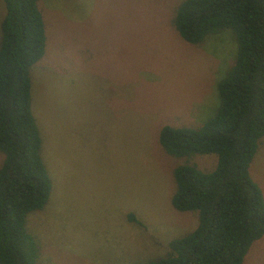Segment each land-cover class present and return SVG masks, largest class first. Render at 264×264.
I'll use <instances>...</instances> for the list:
<instances>
[{
  "label": "rangeland",
  "instance_id": "obj_1",
  "mask_svg": "<svg viewBox=\"0 0 264 264\" xmlns=\"http://www.w3.org/2000/svg\"><path fill=\"white\" fill-rule=\"evenodd\" d=\"M180 1L37 0L46 45L30 69L31 111L51 191L28 215L36 264H143L197 225L196 211L171 206L185 158L158 133L214 114L236 41L230 28L184 41L171 24ZM4 15L0 0V37ZM259 145L249 172L264 196V136ZM191 161L210 171L216 158ZM242 264H264V235Z\"/></svg>",
  "mask_w": 264,
  "mask_h": 264
},
{
  "label": "trees",
  "instance_id": "obj_2",
  "mask_svg": "<svg viewBox=\"0 0 264 264\" xmlns=\"http://www.w3.org/2000/svg\"><path fill=\"white\" fill-rule=\"evenodd\" d=\"M0 37V264H36L39 243L28 215L45 206L51 179L31 111L30 69L43 57L45 26L37 0H4ZM171 24L199 45L230 28L231 65L217 83L219 104L200 126L162 125L158 143L185 160L173 168L171 206L196 211L197 225L171 239L166 255L143 264H242L264 235V196L249 166L264 136V0H182ZM216 158L210 171L191 161ZM129 218L134 219L133 215Z\"/></svg>",
  "mask_w": 264,
  "mask_h": 264
}]
</instances>
